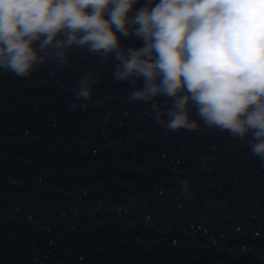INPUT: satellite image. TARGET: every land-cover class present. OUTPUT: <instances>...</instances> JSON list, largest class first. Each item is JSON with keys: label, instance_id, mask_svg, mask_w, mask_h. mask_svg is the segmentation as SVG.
Here are the masks:
<instances>
[{"label": "water", "instance_id": "1", "mask_svg": "<svg viewBox=\"0 0 264 264\" xmlns=\"http://www.w3.org/2000/svg\"><path fill=\"white\" fill-rule=\"evenodd\" d=\"M117 63L74 49L28 78L0 70V264H264V161L202 121L167 130L151 104L171 102L132 101L143 81Z\"/></svg>", "mask_w": 264, "mask_h": 264}, {"label": "clouds", "instance_id": "2", "mask_svg": "<svg viewBox=\"0 0 264 264\" xmlns=\"http://www.w3.org/2000/svg\"><path fill=\"white\" fill-rule=\"evenodd\" d=\"M136 3L0 0V70L28 78L50 58L67 65L74 49L111 56L115 80L143 81L132 101L171 102L151 104L167 130H197L202 121L264 161V0H144L130 14ZM131 35L143 46L123 47ZM97 82L85 75L77 97L91 99Z\"/></svg>", "mask_w": 264, "mask_h": 264}]
</instances>
